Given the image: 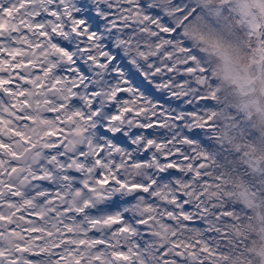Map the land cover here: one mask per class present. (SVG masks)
<instances>
[{
    "label": "snow or ice",
    "instance_id": "snow-or-ice-1",
    "mask_svg": "<svg viewBox=\"0 0 264 264\" xmlns=\"http://www.w3.org/2000/svg\"><path fill=\"white\" fill-rule=\"evenodd\" d=\"M0 264H264V0H0Z\"/></svg>",
    "mask_w": 264,
    "mask_h": 264
}]
</instances>
